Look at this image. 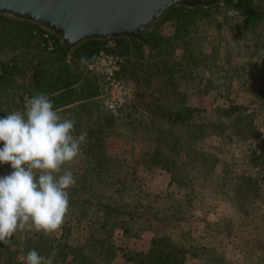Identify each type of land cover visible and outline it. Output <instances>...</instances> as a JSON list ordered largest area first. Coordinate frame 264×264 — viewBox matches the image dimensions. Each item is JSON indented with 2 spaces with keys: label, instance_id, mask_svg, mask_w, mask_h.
Masks as SVG:
<instances>
[{
  "label": "rangeland",
  "instance_id": "374dc122",
  "mask_svg": "<svg viewBox=\"0 0 264 264\" xmlns=\"http://www.w3.org/2000/svg\"><path fill=\"white\" fill-rule=\"evenodd\" d=\"M235 1L240 8L200 10L189 28V45L176 38L161 50L131 39L113 40L120 65L124 62L121 77L131 88L123 120L99 109V84L80 63L83 49L62 59L46 32L51 49L43 33L30 34L43 39L38 46L25 25L9 22L18 20L0 22V114L20 110L24 94H48L61 115L90 131L82 155L71 166L76 185L89 191L140 187L154 196L148 211L136 213L125 200L136 228L117 244L112 241L116 224L82 226L94 215L86 210L89 196L75 195V185L69 195L78 203L70 206L62 230L52 238L34 231L17 234L11 245L0 244V264H24L32 248L45 257L55 249L69 258L79 244V253L92 258V236L102 237L101 249L120 254L113 264L123 258L147 264L148 252L137 251L151 240L159 248L168 243L176 256L169 264H177L188 248L195 256L187 264H264V0ZM244 14L255 20L245 22ZM164 17L149 32L168 38L182 21ZM184 47L197 56L198 70L191 79L178 69L170 77L166 66L180 62ZM221 65L226 70L217 74ZM181 101L190 119L169 120L166 115L173 116ZM81 157L88 164H81ZM7 173L0 166V175ZM144 217L149 222L140 225ZM139 237L138 246L127 244ZM81 258V264H100Z\"/></svg>",
  "mask_w": 264,
  "mask_h": 264
},
{
  "label": "clouds",
  "instance_id": "9594fccd",
  "mask_svg": "<svg viewBox=\"0 0 264 264\" xmlns=\"http://www.w3.org/2000/svg\"><path fill=\"white\" fill-rule=\"evenodd\" d=\"M76 124L46 93L25 96L23 110L0 117V166L11 169L0 175V244L33 231L52 238L65 226L77 182L71 166L87 143V132ZM56 254L53 249L50 257ZM50 257L32 248L24 264H53Z\"/></svg>",
  "mask_w": 264,
  "mask_h": 264
},
{
  "label": "water",
  "instance_id": "95a60500",
  "mask_svg": "<svg viewBox=\"0 0 264 264\" xmlns=\"http://www.w3.org/2000/svg\"><path fill=\"white\" fill-rule=\"evenodd\" d=\"M187 0H0V17L36 26L66 56L83 42L135 39Z\"/></svg>",
  "mask_w": 264,
  "mask_h": 264
},
{
  "label": "trees",
  "instance_id": "16d2710c",
  "mask_svg": "<svg viewBox=\"0 0 264 264\" xmlns=\"http://www.w3.org/2000/svg\"><path fill=\"white\" fill-rule=\"evenodd\" d=\"M238 7L240 8L241 5L240 3H236L234 5V9H238ZM244 9V8H243ZM200 10L199 9H195V10H172L171 12H169L167 15H165V17L163 19H168V20H178V21H182V25L180 24V27H175V29L173 30V33L171 35V37L168 38H164L162 36L156 35L154 34V32H149L147 34H144L141 37L135 38V39H131V41L135 42H139L141 44H146L149 46V48H158L161 50H165L167 48V42H169L170 40H174L176 38H180V40L183 42V44H187L189 45L190 40L192 41L190 32H189V28L191 25H193V19L197 16V14H199ZM245 17V22H251L254 21L253 19L249 20L246 19V15L244 14ZM247 20V21H246ZM1 21H7L4 18L0 17V22ZM9 22H17L20 25H25V27L28 29L26 30L28 35L31 36L30 34L32 32H37L39 34H45L43 31L39 30L37 27L35 26H30L28 24H22L20 21H14V20H9ZM192 23V24H190ZM1 25V23H0ZM179 29H181L180 33H179ZM194 29V28H193ZM52 37V36H50ZM31 38H35L38 42V46H40L41 43H43V39L40 38V36L37 37H32ZM40 38V40H39ZM116 41V40H114ZM46 43V42H44ZM104 44V42H98V41H90V42H85L83 43L82 46H78L76 48V50L72 53L71 56H74L76 52H80L82 49L86 52L84 58L88 59V63L91 60L92 56L95 54V52L102 47V45ZM53 45H57V48L60 52V55L62 56L61 58L63 59L66 56V52L65 50L57 44L56 40L53 38ZM54 49V48H53ZM52 49V50H53ZM44 50V49H43ZM160 50V51H161ZM183 56L180 59V62L176 63V62H170L169 65L167 64L166 69H167V73H170V77L171 75H175L176 71H182V76L187 77V79H191L193 71L194 70H198V59L197 56L194 55V53L189 49L184 47L183 48ZM124 63V62H123ZM121 64L118 68L117 71V75L120 79H122L121 77V71H122V67L124 64ZM86 66V65H85ZM219 70L217 71V74H220V71L222 72V70H226L224 68L223 65L219 66ZM14 68V65H11L8 68L9 73L12 72V69ZM178 69V70H177ZM222 69V70H221ZM225 72V71H223ZM90 77L93 78L94 81L98 82L99 84V88L101 86L100 84V80H98L96 77L90 75ZM124 80V79H123ZM125 81V80H124ZM127 84L128 82L125 81ZM64 87H68V85H65ZM101 93V92H100ZM57 101V100H56ZM179 101V100H178ZM56 104H58V102H56ZM54 104V105H56ZM177 105L179 106L178 111L172 116V114L169 112L166 117L169 120H172L174 122H184L186 119H190V116L188 114V107L186 106V104L181 101L179 103H177ZM60 107H65L67 106L65 105H59ZM58 107V108H60ZM129 107V105H128ZM128 115V113L126 114V116ZM126 116L124 119H126ZM123 120V119H122ZM79 131H81L80 127H76ZM84 131V130H83ZM86 132L90 133V131ZM1 146V145H0ZM1 167H6L8 169V172L11 171L10 167L8 165H3ZM76 185L74 188V194L77 196H81L82 194L86 196H89V201L86 205V210H88L90 208V210L92 211L91 214L94 215L93 218H87L83 223L82 226H86V227H94L95 225L104 228V226L109 225V224H116L117 226H115V229H117L116 231V235L115 237L120 238L123 236H126L127 234H130V230H132L134 227L136 228V223L131 222V212H128L125 208V206L127 207V203H124L125 200H130L128 207H130L135 213L141 210H149V203L152 201V199L154 198V196H152V194L148 191L142 190L140 189V187H134V188H124L125 190L123 191H119V190H110V189H105L102 190V188H96L95 190H90L84 186H78ZM78 188V190H77ZM135 189V190H134ZM81 190V191H80ZM76 191V192H75ZM80 191V192H78ZM82 192V193H81ZM92 198V199H90ZM152 198V199H151ZM75 203H78L77 200H72L70 199V206L73 207V205ZM144 203V205L142 207H140V204ZM79 206V205H78ZM124 207V208H123ZM142 208V209H141ZM90 212V211H89ZM143 214V213H140ZM138 214V215H140ZM88 215V214H87ZM91 216V215H89ZM149 222V218H142L140 225H144V223H148ZM139 227V224L138 226ZM95 228V227H94ZM137 230V229H136ZM139 230V229H138ZM163 246H161L160 248L157 246V244L154 243V241H150L149 242V246L147 247V255H150V260L147 262V264H169V262L171 260L176 259V256H174L172 254V251L170 249V246L168 245L167 242H162ZM185 253V254H184ZM183 255L181 254V256H179L178 259V263L177 264H187L189 259H192V257L195 256V252L190 250L188 248V250L186 252H184ZM186 253H188V255H186ZM190 253V255H189ZM219 261V260H218ZM219 263V262H218ZM219 264H222L221 262Z\"/></svg>",
  "mask_w": 264,
  "mask_h": 264
},
{
  "label": "built area",
  "instance_id": "2783aa9c",
  "mask_svg": "<svg viewBox=\"0 0 264 264\" xmlns=\"http://www.w3.org/2000/svg\"><path fill=\"white\" fill-rule=\"evenodd\" d=\"M46 38V44L49 49L52 46V40ZM104 44L92 56L89 63L85 66L88 75H92L100 80V103L99 109L114 120L125 118L128 105L131 99V88L117 75L121 63L120 56L114 51L113 40L103 41ZM24 94L21 98L20 110L24 108ZM4 115L0 114V117ZM2 146V145H1Z\"/></svg>",
  "mask_w": 264,
  "mask_h": 264
},
{
  "label": "crops",
  "instance_id": "0c3cea01",
  "mask_svg": "<svg viewBox=\"0 0 264 264\" xmlns=\"http://www.w3.org/2000/svg\"><path fill=\"white\" fill-rule=\"evenodd\" d=\"M81 164H88V162H87V159L85 158V157H81ZM73 173H74V176L76 177L77 176V173H76V170L74 169L73 170ZM90 238V243H89V245L91 244V245H93L94 246V249H96L95 250V257H87L86 256V253H83V254H80L79 252L81 251L80 249V247H81V244H79L80 246L77 248V247H74L76 244H74L73 245V254L72 255H70L69 256V258L68 257H66L65 255H61V254H56V256L55 257H51V259H52V261H53V263H55L56 262V264H81V263H79L78 262V258L79 257H83V258H87L86 260H87V262H88V260L90 259V260H98V262H100V264L102 263V264H113L112 262H114L112 259H114V258H119L120 257V254H118V253H116V255L114 254V252L112 253V252H110L108 249L107 250H105V249H101L102 248V246H101V241L103 240L102 239V237L101 238H95V237H93L92 236V238L91 237H89ZM125 239H126V237H120V238H117V237H115V238H113V240L112 241H114V243L116 242L117 244L118 243H120V241L122 240V241H125ZM134 239V242H127V244L128 245H135V246H138L139 245V243H138V241H142L141 240V237H139V238H133ZM128 240V239H127ZM126 240V241H127ZM118 241V242H117ZM133 241V240H132ZM137 241V242H136ZM85 242V241H84ZM126 243V242H125ZM130 243H133V244H130ZM99 246H101L100 248H99ZM139 247L140 248H138L139 250L137 251L136 249V251H137V253L138 254H144L145 252H147V247H145V246H143V245H139ZM80 248V249H79ZM78 249H79V251H78ZM118 252V251H117ZM105 253V254H104ZM112 254V255H111ZM103 255H105V256H103ZM25 257H23V259H24ZM83 258H81V259H83ZM86 263V262H85ZM22 264H23V261H22ZM83 264H84V262H83ZM121 264H129V263H127V261H126V258L124 259L123 258V260L121 261Z\"/></svg>",
  "mask_w": 264,
  "mask_h": 264
},
{
  "label": "flooded vegetation",
  "instance_id": "af4514ba",
  "mask_svg": "<svg viewBox=\"0 0 264 264\" xmlns=\"http://www.w3.org/2000/svg\"><path fill=\"white\" fill-rule=\"evenodd\" d=\"M187 4H178L177 6L168 8L165 15L172 10H209V8L220 7L227 10H233L237 3L235 0H187ZM164 15V16H165Z\"/></svg>",
  "mask_w": 264,
  "mask_h": 264
}]
</instances>
